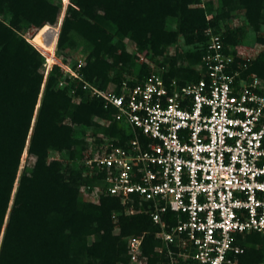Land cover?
<instances>
[{
  "label": "trees",
  "instance_id": "obj_1",
  "mask_svg": "<svg viewBox=\"0 0 264 264\" xmlns=\"http://www.w3.org/2000/svg\"><path fill=\"white\" fill-rule=\"evenodd\" d=\"M199 1L0 0V264H129L128 239L139 235L145 264H166L148 213L125 214L129 205L103 190L96 202L80 196L82 186L101 185L100 175L87 173L85 160L105 136L116 144L129 136L114 110L104 108L84 83L119 91L123 80L134 85L149 75L156 56L166 78L197 80L202 56L197 44L206 41L207 28L221 32L226 45L238 44L239 34L249 31L264 44V0L190 6ZM237 10L244 11L248 29L226 26ZM168 18L176 20L174 30L167 28ZM31 26L38 31L28 39L21 29ZM125 39L147 60L137 64L139 56L127 51ZM79 40L86 57L76 67L65 55ZM179 40L181 47L169 50ZM47 52L57 58L52 65ZM46 63L51 67L45 76ZM243 63L245 72L263 77L264 49ZM23 153L31 164L20 169ZM238 244L239 263L264 264V235H238Z\"/></svg>",
  "mask_w": 264,
  "mask_h": 264
},
{
  "label": "built area",
  "instance_id": "obj_2",
  "mask_svg": "<svg viewBox=\"0 0 264 264\" xmlns=\"http://www.w3.org/2000/svg\"><path fill=\"white\" fill-rule=\"evenodd\" d=\"M205 33L197 80L149 63V75L119 91L84 83L129 135L104 137L85 160L101 185L85 188L119 198L125 214L148 213L166 264H241L238 235H264V76L245 72L248 59L221 32ZM142 239H128L129 264H145Z\"/></svg>",
  "mask_w": 264,
  "mask_h": 264
},
{
  "label": "rangeland",
  "instance_id": "obj_3",
  "mask_svg": "<svg viewBox=\"0 0 264 264\" xmlns=\"http://www.w3.org/2000/svg\"><path fill=\"white\" fill-rule=\"evenodd\" d=\"M208 1H210L212 3L213 7H215V8H218L220 6L218 0H200L199 2L191 3L190 6H192V7H205ZM64 8H66V6L63 4L59 22L61 20V16L65 12ZM243 12H244L243 10H237V11L232 12L231 16L228 17V19H227V25L226 26L230 29L249 27L245 24L244 20L241 19ZM207 16H210V15H207ZM224 21H223V19H221L219 21V25L221 26V29H222L221 31H224L226 28L225 24L223 23ZM56 27H59V24H57ZM167 28H169L171 30H174L176 28V20L174 18H168L167 19ZM37 31H38V29L35 27H32V26L31 27H24L23 29H21V33H23V35L28 39L31 38ZM261 33L264 34V30H262ZM254 36H255V34L251 31L243 34V36H242V33L239 34L240 42L238 44L231 45L232 51L237 52L238 55H240V57H242V58H245L248 60L255 59L259 55V53L264 49V44L259 43L257 41H254ZM125 42H126L127 51L132 53V54L139 56V58L136 60L137 64H139L141 61L147 60L146 56H144L142 53L136 52L134 43L132 41L125 39ZM179 45H180V40L177 43L170 45L169 50L172 51V49H174L176 47H181ZM190 48L192 49V47H190ZM185 49H188V48L186 46H184L182 50H185ZM169 50H167V51H169ZM55 51H57L56 45H55ZM46 55L49 57V63L50 64L52 61H55L53 59V57H51L48 54H46ZM85 57H86L85 43L81 40L78 41V45L76 46L75 50L69 51V53L65 55L66 61L69 63L75 62L76 67H78L79 63L81 64V66H83L85 64ZM158 59H159V56H156L149 63H151L152 65H157L156 60H158ZM51 65H49L47 63L45 64V66L43 68L45 76L47 75ZM66 69L71 70L69 67ZM134 70H136V67H134ZM125 75H127V74H125ZM50 156L51 157H58V155L56 153H50ZM30 164H31V159L27 157L26 153H23V156H22V159L20 162V169L22 167L30 165ZM80 196L86 201H95V202L97 201V198L92 193V191L88 188H85L84 186H82L80 189ZM92 240H93V237H90L89 241H92Z\"/></svg>",
  "mask_w": 264,
  "mask_h": 264
},
{
  "label": "bare ground",
  "instance_id": "obj_4",
  "mask_svg": "<svg viewBox=\"0 0 264 264\" xmlns=\"http://www.w3.org/2000/svg\"><path fill=\"white\" fill-rule=\"evenodd\" d=\"M46 54H48V55H50L51 57H53V59H54L55 61L57 60V58H56V56H55L54 53L47 52Z\"/></svg>",
  "mask_w": 264,
  "mask_h": 264
},
{
  "label": "water",
  "instance_id": "obj_5",
  "mask_svg": "<svg viewBox=\"0 0 264 264\" xmlns=\"http://www.w3.org/2000/svg\"><path fill=\"white\" fill-rule=\"evenodd\" d=\"M63 16H64V14L62 15L61 20L59 22L58 33H59V30H60V24H61V21H62ZM57 38H58V36H57Z\"/></svg>",
  "mask_w": 264,
  "mask_h": 264
},
{
  "label": "snow or ice",
  "instance_id": "obj_6",
  "mask_svg": "<svg viewBox=\"0 0 264 264\" xmlns=\"http://www.w3.org/2000/svg\"><path fill=\"white\" fill-rule=\"evenodd\" d=\"M177 115H179V114H177Z\"/></svg>",
  "mask_w": 264,
  "mask_h": 264
}]
</instances>
